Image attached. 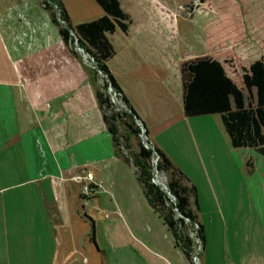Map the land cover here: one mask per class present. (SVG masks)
Wrapping results in <instances>:
<instances>
[{
    "label": "rangeland",
    "instance_id": "374dc122",
    "mask_svg": "<svg viewBox=\"0 0 264 264\" xmlns=\"http://www.w3.org/2000/svg\"><path fill=\"white\" fill-rule=\"evenodd\" d=\"M62 1L72 16L73 25L98 19L103 13L95 0ZM121 2L132 20L128 31L122 30L115 23L114 31L108 28L102 33L98 28L90 27L80 34L95 51L106 55L114 50L107 60L111 68L120 70V67L129 63L135 65L137 54H152L151 50L159 49V58L174 68L185 88L193 78L197 58L219 60L228 75L243 88L247 105H252L257 110L264 128V100L260 85L257 84L264 65V0ZM151 37L157 39L153 40ZM0 39V68L14 70L12 79L15 78L13 87L16 88L11 93L13 95L15 92V97H18L14 107L19 111L17 114L21 117V125L24 118L19 113L24 114V109L32 115L35 112L71 115L69 113L74 111L71 105L75 102L74 115H88L94 109L96 115H101L97 99L94 106L95 88L103 86L104 78L94 76V65L89 58L83 59L82 53L79 54L80 57H76L63 42L58 26L52 21L51 12L45 8L43 0H0ZM154 43L157 45L153 46ZM122 48L125 49L121 54ZM42 80L49 83V88L44 99L40 100L36 98L37 94L41 95ZM30 82L33 91L30 95L34 98L32 104L28 103L24 91ZM193 115L184 126L187 135L184 134L181 143L183 152L179 153L178 149L175 153L177 160L185 168L181 170L189 183L197 188L198 203L192 197V208L198 212L199 220L207 227L209 234L215 233L213 230H217V226L224 221L237 229L241 227L240 237L236 242L235 261H246L255 253L256 248L260 250L264 244V210L262 217H256L251 206L247 205L250 190L247 179L254 170L258 178L264 179V156L251 148H233L221 120L216 116L218 114ZM102 148L99 147L98 150L102 151ZM132 148L138 149L137 140H132ZM170 148L175 150L172 142ZM76 152L78 158L88 154L83 148L79 151L76 147ZM5 154L2 158H5ZM245 160L250 168L246 164L243 168L240 166V162ZM92 162L91 168L96 176L97 171H101V182L98 183L93 174L96 184H91L94 186L90 188L89 199H86L88 197H85L83 189L86 181L81 180L80 183V180L74 178L76 188L82 195V198L76 200L77 208L103 217L106 214L112 217V210L118 206L130 223L132 236L142 241L144 246H149L171 261L177 260L176 264L180 261L191 264L177 247L172 232L148 203L134 167L130 165L131 169L121 162L119 166L116 164L113 167L106 161L96 164ZM12 171H9L11 176ZM16 171V178L24 176L23 168ZM87 173L76 174L86 177ZM161 177L166 183L167 175L161 173ZM5 178L4 173L2 180ZM99 187L101 190H98ZM78 190L76 196L79 195ZM240 200L246 204L241 205L242 210L239 207ZM244 206L249 207L248 210ZM84 217L94 219L96 227V218L86 214ZM247 227L252 233L246 236ZM257 227L261 230L258 228L256 232ZM104 235L107 234L104 232ZM104 235L100 234L99 240L105 244ZM191 236L194 238V254L199 252L198 257L194 259L193 256L192 263L200 264L203 249L200 251V243L193 231Z\"/></svg>",
    "mask_w": 264,
    "mask_h": 264
},
{
    "label": "crops",
    "instance_id": "0c3cea01",
    "mask_svg": "<svg viewBox=\"0 0 264 264\" xmlns=\"http://www.w3.org/2000/svg\"><path fill=\"white\" fill-rule=\"evenodd\" d=\"M103 15L104 11L100 17ZM70 17L72 20L71 14ZM131 51L133 53L134 49ZM159 51L151 50L153 55L135 54L138 58L135 65L129 63L120 70L110 69L146 123L152 144L163 150L174 165L183 170L185 168L175 153L178 149L179 153L183 152L181 143L184 134L187 135L184 126L194 117L184 106V94L190 81L183 88L181 77L170 64L162 62ZM13 72L10 68H0V264H176L177 260L171 261L132 236L130 223L119 210L117 202L114 201L117 208L112 210V217L77 208L76 200L82 195L76 188L74 178L79 176L76 173L92 172L95 180L101 182V171L98 170L96 176L91 168L92 161L94 164L106 161L112 167L119 166L121 162L131 168L114 153L102 115H96L95 109L88 115H74L75 102L71 105L74 110L70 111L71 115L36 112L32 115L27 109H22L25 113H19L24 118L21 125L19 111L14 107L18 97H15V92L11 93L16 88L13 87ZM31 84L24 88L30 104L34 102L33 95H30ZM47 88L49 83L42 80L41 95L37 94L36 99L43 100ZM92 108L95 107L92 105ZM216 116L222 122V115ZM171 142L175 150L170 148ZM76 147L79 151L86 149L88 154L78 158ZM99 147H103L102 151L98 150ZM4 154L5 158H2ZM245 164L248 166L249 163L246 160L240 162L242 168ZM22 168L24 176L16 178V170ZM2 169H12L13 176ZM251 172L247 179L250 188L247 205L251 206L256 217H260L264 210L263 178H258L255 170ZM4 173L6 178L2 180ZM77 190L79 195L76 196ZM98 190H101L100 187ZM241 205L246 204L240 200V210L243 209ZM248 208L244 206L245 210ZM85 214L96 218V242L90 238L91 224ZM204 227L206 243L200 264H264V244L260 250L256 248L246 261H235L241 227L237 229L224 221L217 226V230H213L216 235L209 234ZM258 228H255L256 232ZM245 231L246 236L252 233L249 227ZM100 234L104 235L105 244L99 240ZM187 260L193 264L192 260Z\"/></svg>",
    "mask_w": 264,
    "mask_h": 264
},
{
    "label": "trees",
    "instance_id": "16d2710c",
    "mask_svg": "<svg viewBox=\"0 0 264 264\" xmlns=\"http://www.w3.org/2000/svg\"><path fill=\"white\" fill-rule=\"evenodd\" d=\"M104 11V15L89 22L73 25L70 14L62 0H43L45 8L51 12L52 21L58 26L63 42L70 47L71 52L80 57L75 47V35L78 43L85 52L94 58V76H98V69L107 74L111 84L117 93V97L123 100L131 109L116 106L108 93L109 81L104 78L102 87L95 88V96L101 111L103 122L112 139L114 153L122 157L126 163L134 167V172L143 186L144 195L152 208L159 213L168 229L172 232L176 245L182 250L186 258L192 260L194 256V238L190 231L195 233L203 243H206V233L203 223L199 220V214L192 208V197L198 203L197 188L189 183L185 173L174 165L163 150L154 145L159 159L157 167L159 173L167 175L166 185L173 195L172 200L168 194L152 181L153 166L151 158L153 150L147 148L141 139V127L137 124L134 114L140 119V115L124 93L121 85L112 73L108 59L112 53L103 54L93 50L83 37L82 31L90 27L101 30H115V23L122 30L128 31L131 24L130 15L123 9L121 0H95ZM69 28L64 27L57 19L56 11ZM95 27V28H94ZM74 31L75 34L72 33ZM193 78L184 94L185 109L197 115L220 114L226 133L234 148H251L264 156V128L257 110L252 105H247L245 92L232 77H230L223 64L210 57L197 58ZM94 80V78H93ZM261 88L264 100V65L257 82ZM143 124L146 123L141 119ZM147 133L149 131L147 128ZM137 140L138 149L132 148V140ZM149 141L150 138H149ZM89 199V197H88ZM183 215L180 217L177 210ZM91 224L90 238L96 242L95 221L89 218Z\"/></svg>",
    "mask_w": 264,
    "mask_h": 264
},
{
    "label": "water",
    "instance_id": "95a60500",
    "mask_svg": "<svg viewBox=\"0 0 264 264\" xmlns=\"http://www.w3.org/2000/svg\"><path fill=\"white\" fill-rule=\"evenodd\" d=\"M49 1L52 2V0H49ZM54 7L56 8V4H54ZM56 16H57L58 21L64 27L69 28L68 23H66L64 20L61 19L58 10H56ZM72 33L75 34L74 31H72ZM75 47H76L77 51H79V53H82L83 54L82 55L83 56V59L89 58L90 62L92 64H94V58L89 53L85 52L84 48L79 45L78 39H77V36L76 35H75ZM98 73H99L100 76H102L103 78H106L109 81L110 84H109V87H108V93L110 94L113 103L116 106H118L119 108L126 109V110H128L129 112L132 113L130 107L123 100H121L120 98L117 97V93L114 90V86L111 84V81H110L109 76L107 74H105L104 72H102L101 70H99V69H98ZM134 117H135V120H136L137 124L141 127V130H142V132H141L142 142L144 143V145L147 148H150V149L153 150V155H152V158H151V162H152V166H153V178H152V181L154 183H156L157 185H159L168 194V196L172 200H174V197L170 193V191L168 190L167 185L161 180L162 177H161V174L159 173V170H158V167H157V161L159 159V155L157 154V151L155 150V147L152 144V142L149 141V135L147 133V127L143 124V122L141 121V119L136 114H134ZM177 212H178V215L180 217H183V215L178 210H177ZM191 231H190V234H191ZM196 239L200 243V248H201L200 251H201L203 249L202 240L200 238H197V237H196ZM198 254H199V252L194 254V259H195V257H198Z\"/></svg>",
    "mask_w": 264,
    "mask_h": 264
},
{
    "label": "built area",
    "instance_id": "2783aa9c",
    "mask_svg": "<svg viewBox=\"0 0 264 264\" xmlns=\"http://www.w3.org/2000/svg\"><path fill=\"white\" fill-rule=\"evenodd\" d=\"M75 178L80 180V183H81V180H83L82 182L86 181V185H83V187H84L83 189L85 190L84 191L85 192L84 195H85V197L90 196V194H91L90 193L91 192L90 188H92V186H94V185H91V184L92 183L96 184L95 181H94L93 173L92 172H88L86 177L77 176ZM99 186H101V184H99Z\"/></svg>",
    "mask_w": 264,
    "mask_h": 264
}]
</instances>
